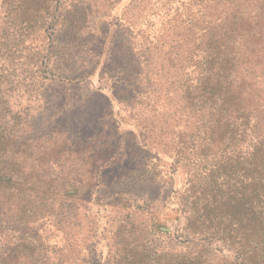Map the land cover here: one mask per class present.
Masks as SVG:
<instances>
[{
    "label": "rangeland",
    "instance_id": "374dc122",
    "mask_svg": "<svg viewBox=\"0 0 264 264\" xmlns=\"http://www.w3.org/2000/svg\"><path fill=\"white\" fill-rule=\"evenodd\" d=\"M184 2L76 0L89 8L88 16L82 36L65 47L48 23L25 41L17 28L9 30L3 40L9 49L0 50V142L8 139L0 143V168L12 178L0 180V264H126L123 249L134 247L151 260L155 247L179 246L183 218L174 197L187 175L172 171L178 97L169 83L182 75L183 81L186 70L177 71L179 64L170 69L163 59L176 40L184 54V30L177 35L181 27L173 28L185 17L174 22L172 14L165 16L168 8L182 11ZM4 10L0 5V26ZM43 54L50 59L40 60ZM66 64L80 75L51 84L47 78L61 79ZM136 78L135 99L131 88H115V81ZM113 90L126 100L122 106ZM165 120L164 134H155ZM54 139L70 151L49 156ZM105 141L113 158L87 160ZM51 180L56 194L47 191ZM72 182L88 185L73 195L66 193ZM206 248L232 256L216 242Z\"/></svg>",
    "mask_w": 264,
    "mask_h": 264
},
{
    "label": "trees",
    "instance_id": "16d2710c",
    "mask_svg": "<svg viewBox=\"0 0 264 264\" xmlns=\"http://www.w3.org/2000/svg\"><path fill=\"white\" fill-rule=\"evenodd\" d=\"M0 5L5 9L0 50L5 51L9 45L3 40H9L11 28H17L18 37L25 41L33 30L45 31L47 23L55 27L56 40L64 47L76 42L89 11L76 0H0ZM181 7L182 11L176 7L172 13L168 8L165 16L172 14L169 21L174 22L185 17L173 28L181 27L174 31L177 35L184 30L180 33L185 37L184 54L176 40L163 59L170 69L179 64L177 71L186 70L183 81L180 75L169 83L178 97L170 130L172 171L181 168L187 175L183 191L174 197L178 217L183 218L176 236L179 246L169 250L155 247L151 260L149 254L126 248L120 252L121 258L129 257L126 264H264V0H185ZM44 58L50 59L48 54L40 55V60ZM76 71L66 64L58 71L61 79H47L51 84H63L62 79L78 77ZM139 82L136 78L132 83H114L121 90L131 88L130 98L135 99ZM113 91L122 106L126 100ZM100 95L110 108V100ZM165 124L166 120L155 125V134H164ZM50 143L48 154L53 158L70 151L59 140ZM102 145L87 160L92 158L95 164L93 157L97 161L106 157L110 161L112 143ZM83 152L75 153L82 158ZM11 178L8 168H0L1 181ZM52 182L47 183V191L56 194L60 190ZM87 185L72 182L66 193L74 195ZM215 242L232 256L209 253L207 245Z\"/></svg>",
    "mask_w": 264,
    "mask_h": 264
}]
</instances>
